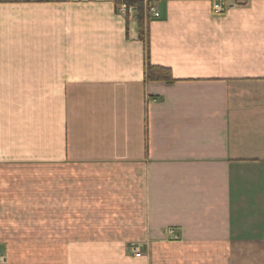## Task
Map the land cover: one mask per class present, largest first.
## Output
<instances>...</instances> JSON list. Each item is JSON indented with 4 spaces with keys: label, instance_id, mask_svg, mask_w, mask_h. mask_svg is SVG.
<instances>
[{
    "label": "crops",
    "instance_id": "1",
    "mask_svg": "<svg viewBox=\"0 0 264 264\" xmlns=\"http://www.w3.org/2000/svg\"><path fill=\"white\" fill-rule=\"evenodd\" d=\"M0 264H264V0H0Z\"/></svg>",
    "mask_w": 264,
    "mask_h": 264
},
{
    "label": "trees",
    "instance_id": "2",
    "mask_svg": "<svg viewBox=\"0 0 264 264\" xmlns=\"http://www.w3.org/2000/svg\"><path fill=\"white\" fill-rule=\"evenodd\" d=\"M128 7L134 8L137 12V22H138V30H139V38L143 40V30L144 24L147 22L148 18L145 19V9L147 7L141 1H133L125 3ZM145 80L150 83H164V84H173L175 80H173L171 76V72L168 69L151 66L150 64L145 65Z\"/></svg>",
    "mask_w": 264,
    "mask_h": 264
},
{
    "label": "built area",
    "instance_id": "3",
    "mask_svg": "<svg viewBox=\"0 0 264 264\" xmlns=\"http://www.w3.org/2000/svg\"><path fill=\"white\" fill-rule=\"evenodd\" d=\"M121 6L119 7L118 11L122 14H127L132 8L128 7L126 4H120ZM225 10V6H221L220 4L213 3L212 5V13L214 15H221ZM128 11V12H127ZM154 11V12H153ZM148 12L154 14L155 10L152 7L148 8ZM130 254L132 256H138L140 254L139 248L138 247H132L129 250Z\"/></svg>",
    "mask_w": 264,
    "mask_h": 264
},
{
    "label": "rangeland",
    "instance_id": "4",
    "mask_svg": "<svg viewBox=\"0 0 264 264\" xmlns=\"http://www.w3.org/2000/svg\"><path fill=\"white\" fill-rule=\"evenodd\" d=\"M123 4H125V3H123ZM148 7H150V6H148ZM133 10H134V9H133ZM127 12H128V11H127ZM153 12H154V11H153ZM153 12H152V13H153ZM152 13L149 12V15H154V14H155V13H154V14H152Z\"/></svg>",
    "mask_w": 264,
    "mask_h": 264
}]
</instances>
